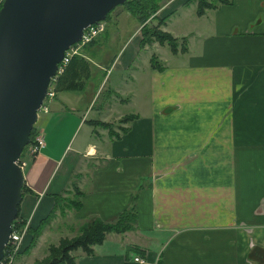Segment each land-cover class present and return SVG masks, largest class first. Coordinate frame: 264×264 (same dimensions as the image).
Wrapping results in <instances>:
<instances>
[{
    "label": "crops",
    "instance_id": "1",
    "mask_svg": "<svg viewBox=\"0 0 264 264\" xmlns=\"http://www.w3.org/2000/svg\"><path fill=\"white\" fill-rule=\"evenodd\" d=\"M228 1L199 16L190 0H160L157 15L172 17L162 30L185 41L174 50L141 46L137 21L115 13L109 41L80 55L103 70L100 82L91 75L49 103L45 147L22 171L20 225L35 229L75 187L80 205L67 212L77 222L136 213L132 230L75 264H264V0ZM125 14L132 28L120 26Z\"/></svg>",
    "mask_w": 264,
    "mask_h": 264
},
{
    "label": "water",
    "instance_id": "2",
    "mask_svg": "<svg viewBox=\"0 0 264 264\" xmlns=\"http://www.w3.org/2000/svg\"><path fill=\"white\" fill-rule=\"evenodd\" d=\"M127 0H3L0 7V261L24 185L16 164L50 80L83 31Z\"/></svg>",
    "mask_w": 264,
    "mask_h": 264
},
{
    "label": "trees",
    "instance_id": "3",
    "mask_svg": "<svg viewBox=\"0 0 264 264\" xmlns=\"http://www.w3.org/2000/svg\"><path fill=\"white\" fill-rule=\"evenodd\" d=\"M159 1L160 0H127L121 7H125V11L130 13V16L133 17L142 27H141V34L142 39L140 41L141 46H144L146 43L151 42L153 38L159 40H168L167 45L174 50L176 48V41L171 38L170 35L161 34L156 29H153L151 26H148V22L150 20V13L156 12L159 9ZM197 3L196 13L197 15L201 16L205 13L206 10L215 9L220 4L229 3L228 0H213L215 1L214 4L209 3L207 0H195ZM1 7V6H0ZM114 10V9H113ZM110 12L108 13L107 17L109 16ZM106 17V18H107ZM161 25V23H159ZM159 27V26H158ZM107 31V30H106ZM105 31V32H106ZM95 42V39L92 41ZM91 42V43H92ZM163 42V41H160ZM90 43V44H91ZM89 44V45H90ZM88 45V46H89ZM151 65L157 69L161 70L162 67L159 66L156 59H151ZM90 78V69L89 64L80 56H73L55 84V92H59L62 90L66 91H73V90H81L84 88L85 82ZM126 118L121 119V121H125ZM95 126H102L104 128L108 127L107 125L101 123H93ZM111 130V128H109ZM37 130L34 128L30 133V138L32 139L35 135ZM76 190L77 199L73 201L70 205L67 204L65 206L66 211L76 210L79 205V197L81 192L74 187ZM27 190L22 187V196L26 193ZM60 199V201H59ZM60 205L65 203L64 199L61 197H55V204L52 211L49 215L40 221L35 229H28L29 234H31V243L34 242V238L39 232L42 230V227L46 223L49 222L50 218L53 216L56 208ZM65 212V211H64ZM18 215H19V207H18ZM18 215L16 219L18 218ZM15 219V220H16ZM136 222V213L134 206H131L129 209L123 211L119 214L118 218L112 223L103 222L99 218H89L83 223H81L78 231V236L71 241H62L59 245L60 248L52 249V252L59 253L58 257H53L49 262L44 264H75V259L73 260L69 257L70 251H75L76 249L80 248L83 253L90 255L92 254V248L96 245H100L107 234L116 233V234H123L126 233L134 228ZM37 237V236H36ZM28 249H24L23 253H26ZM42 264V263H41Z\"/></svg>",
    "mask_w": 264,
    "mask_h": 264
},
{
    "label": "rangeland",
    "instance_id": "4",
    "mask_svg": "<svg viewBox=\"0 0 264 264\" xmlns=\"http://www.w3.org/2000/svg\"><path fill=\"white\" fill-rule=\"evenodd\" d=\"M207 1L209 3H212V4L215 3V1H213V0H207ZM190 2L195 4L196 8H197V3L195 0H190ZM118 11H120V12L125 11V7L118 6L110 12V14L106 18V20L103 21L104 22V28H105L104 32H102L100 35H98L95 38V42H97V41L98 42L109 41L110 34L112 31H114L115 24L118 23L117 19L115 18V13H117ZM157 12H158V10L155 13L154 12L150 13V20L148 22V26H151L153 29H156V30L158 29L157 31H159L161 34L167 35L168 33L163 31L162 29L165 26V24L172 17L168 18V15L160 17L157 15ZM184 14H189V11L185 10L184 12L181 13V16H183ZM129 15H130V13H129ZM125 17H126V14H125V16L122 17V19H124V21H125L124 24H121L120 20H119V22H120L121 27H125L128 29V27H131V26L126 24V18ZM155 17H156V19H155ZM159 23H161V25H159ZM137 26L140 27V31H141L142 26L138 22H137ZM106 30H108L107 34L109 33L108 37H107V34H104ZM168 35H170V34H168ZM171 38H173V37L171 36ZM173 39H174V41H176V47L178 46V44H180V43L183 44L185 42L184 40L179 42L176 38H173ZM123 40H124V36H121V34H120L118 39L115 40V42H114L115 43L114 47H119L123 43ZM154 41L158 42L159 44H167L168 43V40H166V38H164V40L163 39L159 40V39L153 38L151 42H154ZM160 41H163V42H160ZM151 42H148V43H151ZM148 43H146V44H148ZM88 45L81 47L77 52V56L82 55L81 52H83L84 48L87 47ZM102 56H103V53H99V55H96V58L100 59ZM90 58L93 59V62H95L94 60L96 58L93 57L92 54H90ZM152 58L156 59V57H154V56ZM92 68H94V67H92ZM89 69H90V76L92 75L91 76L92 80H95V77H96L95 75H97V77H96L97 83L100 82L101 77H103V70L96 68L95 72H94L91 68H89ZM111 71H112V69L107 74V77H109ZM121 74L122 73L119 70H114V72L110 75V78H112V79L120 78V76H122ZM97 83L95 85L96 88H97V85H99ZM108 87L109 86L107 85L106 88L104 90H102L101 96H100L99 100H97L98 102L95 105V108L98 107L105 100ZM48 108H50V105H48ZM120 109L123 110V107H120ZM44 115L45 114L42 112L39 114L38 120L33 126V128L35 130L39 131L41 129H44L45 122L42 121L44 119ZM118 122L119 121L115 122L114 124H109V123H102L100 121H96V123H101V124L108 126L106 128H104L102 126H98V127H100L99 129L103 128V129H107V130H109V128L112 129L113 125H116ZM42 134L44 136L43 131H42ZM76 193H77L76 190H74V188H72V191L70 192V194L68 196L63 195L62 196L63 198L61 197V199H64L66 201L62 205H60L61 202H59L58 207L61 208L62 214H60L58 212V209L56 208V210H55L53 216L50 218L49 222L46 223L44 225V227H42V230L39 232V234L36 235L37 237L35 236L34 242L31 243V239H30L29 243L25 247L22 244L21 252L17 256V258L15 260V264H41V263L44 264V263H47L53 257H58V255H59V253L52 252V249H58V248H60L59 245L62 241H68L69 242L78 236L79 227H80L81 223H83L84 221H82V222L75 221L72 214L67 212L65 209V206L67 204L70 205L73 201H75L77 199ZM65 194H67V193H65ZM104 242H107V239ZM108 243L109 242H107L105 244H108ZM24 249H28L27 251H25L26 253H23ZM82 252L83 251L80 248L76 249L75 251L74 250L70 251L69 257H71L74 260L75 256L79 253H82Z\"/></svg>",
    "mask_w": 264,
    "mask_h": 264
},
{
    "label": "built area",
    "instance_id": "5",
    "mask_svg": "<svg viewBox=\"0 0 264 264\" xmlns=\"http://www.w3.org/2000/svg\"><path fill=\"white\" fill-rule=\"evenodd\" d=\"M104 22H99L87 27L81 36L80 41L71 46L64 54L62 61L57 66L55 76L50 80L47 88L46 96L42 102V105L38 111L39 114L42 112L46 114L48 112V105L55 96V84L57 78L62 75L66 67L68 66L71 58L77 55L78 50L85 45L90 44L98 35L104 32ZM45 147V140L42 132L36 131L34 137L31 139L26 147L23 149L20 157L16 164L23 171L24 167L33 157H35ZM27 225H20L16 219L12 223V231L9 236L8 243L4 248V255L0 264H15L17 256L21 252L22 240L24 235L27 233ZM128 264H147L146 261L141 257H134Z\"/></svg>",
    "mask_w": 264,
    "mask_h": 264
}]
</instances>
